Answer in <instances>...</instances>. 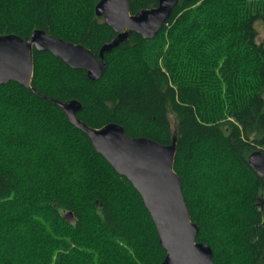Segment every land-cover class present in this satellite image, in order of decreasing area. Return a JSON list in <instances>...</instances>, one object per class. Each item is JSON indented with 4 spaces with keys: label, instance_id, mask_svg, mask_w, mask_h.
<instances>
[{
    "label": "trees",
    "instance_id": "16d2710c",
    "mask_svg": "<svg viewBox=\"0 0 264 264\" xmlns=\"http://www.w3.org/2000/svg\"><path fill=\"white\" fill-rule=\"evenodd\" d=\"M99 1L0 0V36L28 41L41 30L97 57L116 36L95 14ZM128 3L134 15L158 0ZM256 24L264 29V0H178L155 38L132 32L105 53L96 81L32 50L30 87L0 85V264H161L166 255L139 193L55 103L72 100L90 128L175 139L196 242L210 245L213 264H264V181L248 163L264 153Z\"/></svg>",
    "mask_w": 264,
    "mask_h": 264
},
{
    "label": "water",
    "instance_id": "95a60500",
    "mask_svg": "<svg viewBox=\"0 0 264 264\" xmlns=\"http://www.w3.org/2000/svg\"><path fill=\"white\" fill-rule=\"evenodd\" d=\"M177 3L178 0H158L156 7L132 15L128 0H100L95 6V14L103 18L116 36L102 45L97 57L81 45L41 30L34 31L28 41L13 34L0 36V85L16 82L30 87L32 50L49 52L72 69L85 70L88 79L96 81L106 68L105 53L126 41L132 32L145 40L155 38ZM55 103L65 112L68 121L88 137L95 152L141 196L159 243L166 252L161 264H213L210 245L196 242L199 225L190 219L182 181L173 171L175 139L170 145H160L147 138L130 137L114 123L93 129L76 118V113L81 110L78 101ZM248 163L264 181V154L260 151L251 153Z\"/></svg>",
    "mask_w": 264,
    "mask_h": 264
},
{
    "label": "rangeland",
    "instance_id": "374dc122",
    "mask_svg": "<svg viewBox=\"0 0 264 264\" xmlns=\"http://www.w3.org/2000/svg\"><path fill=\"white\" fill-rule=\"evenodd\" d=\"M256 29L258 31V40L264 42V29H263V27H261V25L258 26V24H256ZM65 217L67 219L71 220L69 215L65 214Z\"/></svg>",
    "mask_w": 264,
    "mask_h": 264
},
{
    "label": "bare ground",
    "instance_id": "6f19581e",
    "mask_svg": "<svg viewBox=\"0 0 264 264\" xmlns=\"http://www.w3.org/2000/svg\"><path fill=\"white\" fill-rule=\"evenodd\" d=\"M256 151H260V150H256ZM256 151H254V152H256ZM261 152V151H260ZM253 153V152H252ZM264 154V153H263Z\"/></svg>",
    "mask_w": 264,
    "mask_h": 264
}]
</instances>
